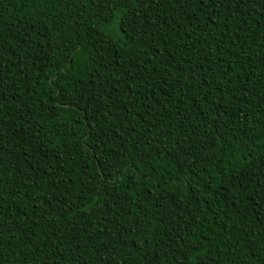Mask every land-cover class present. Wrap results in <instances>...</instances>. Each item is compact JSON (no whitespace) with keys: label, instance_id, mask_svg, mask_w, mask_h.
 I'll use <instances>...</instances> for the list:
<instances>
[{"label":"trees","instance_id":"1","mask_svg":"<svg viewBox=\"0 0 264 264\" xmlns=\"http://www.w3.org/2000/svg\"><path fill=\"white\" fill-rule=\"evenodd\" d=\"M0 264H264V0H0Z\"/></svg>","mask_w":264,"mask_h":264}]
</instances>
